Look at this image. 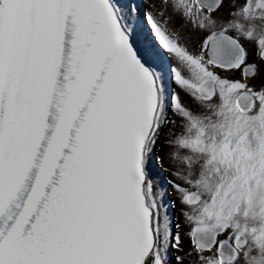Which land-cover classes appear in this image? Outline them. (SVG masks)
I'll return each mask as SVG.
<instances>
[{
    "label": "snow or ice",
    "instance_id": "snow-or-ice-1",
    "mask_svg": "<svg viewBox=\"0 0 264 264\" xmlns=\"http://www.w3.org/2000/svg\"><path fill=\"white\" fill-rule=\"evenodd\" d=\"M0 264H264V0H0Z\"/></svg>",
    "mask_w": 264,
    "mask_h": 264
}]
</instances>
